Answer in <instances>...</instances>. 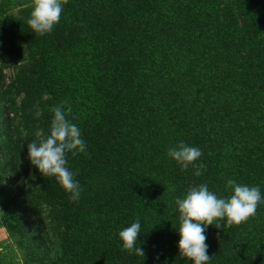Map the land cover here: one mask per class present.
<instances>
[{
    "label": "trees",
    "instance_id": "1",
    "mask_svg": "<svg viewBox=\"0 0 264 264\" xmlns=\"http://www.w3.org/2000/svg\"><path fill=\"white\" fill-rule=\"evenodd\" d=\"M62 3L37 35L33 0L0 1V264H190L176 197L201 183L226 196L228 179L264 193V0ZM62 102L87 144L67 154L79 201L27 159ZM181 141L201 149L202 175L166 156ZM136 218L145 257L117 238ZM205 235L208 264H264V203Z\"/></svg>",
    "mask_w": 264,
    "mask_h": 264
},
{
    "label": "clouds",
    "instance_id": "2",
    "mask_svg": "<svg viewBox=\"0 0 264 264\" xmlns=\"http://www.w3.org/2000/svg\"><path fill=\"white\" fill-rule=\"evenodd\" d=\"M62 10V0H33L27 24L35 34L44 35L59 23ZM51 111L53 115L48 133L37 132L38 139L27 144V159L41 176L54 177L71 201H79L82 188L76 179L77 173L68 167L67 154H86L87 144L81 128L68 118L70 107L66 108L62 102L53 106ZM201 155V149L183 141L166 150V156L181 169H188L192 165L196 176L202 175L206 167L203 163H195ZM226 188L228 195H218L206 183H201L190 186L185 193L175 198V211L178 215L177 224H172V227L179 236V256L187 258L190 264H208L210 260L205 242L209 225H214V221L218 220H223L228 226L239 225L256 213L259 204L264 203L260 185L237 183L228 179ZM169 191L174 192V186L169 187ZM215 226L219 227L218 224ZM140 231L141 221L136 218L118 231L117 238L123 250L145 257L141 242H138Z\"/></svg>",
    "mask_w": 264,
    "mask_h": 264
},
{
    "label": "crops",
    "instance_id": "3",
    "mask_svg": "<svg viewBox=\"0 0 264 264\" xmlns=\"http://www.w3.org/2000/svg\"><path fill=\"white\" fill-rule=\"evenodd\" d=\"M0 214H1V211H0ZM5 240H6V242L8 241V243H6L4 247H3V245H0V256H2L4 254L11 253V247H10V241L11 240H10L8 233L6 232L5 228L0 225V243L5 241ZM8 259H10V257H8ZM16 260L19 261V258L16 257Z\"/></svg>",
    "mask_w": 264,
    "mask_h": 264
},
{
    "label": "rangeland",
    "instance_id": "4",
    "mask_svg": "<svg viewBox=\"0 0 264 264\" xmlns=\"http://www.w3.org/2000/svg\"><path fill=\"white\" fill-rule=\"evenodd\" d=\"M0 1H1V0H0ZM5 73H6L7 75L10 74V73H11V69L6 70ZM8 236H9V235H8ZM1 243H2V244H1ZM1 243H0V245H3V247H4L5 244L8 243V241L6 242V240H5V241H3V242H1ZM10 243H11V241H10ZM10 245H11V244H10ZM17 258H18V257H17Z\"/></svg>",
    "mask_w": 264,
    "mask_h": 264
}]
</instances>
